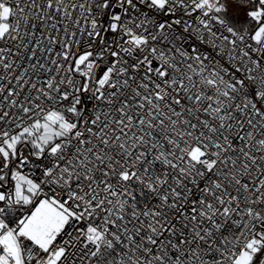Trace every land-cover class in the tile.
Masks as SVG:
<instances>
[{"label": "snow or ice", "instance_id": "6c2138e0", "mask_svg": "<svg viewBox=\"0 0 264 264\" xmlns=\"http://www.w3.org/2000/svg\"><path fill=\"white\" fill-rule=\"evenodd\" d=\"M0 264H264V0H0Z\"/></svg>", "mask_w": 264, "mask_h": 264}]
</instances>
